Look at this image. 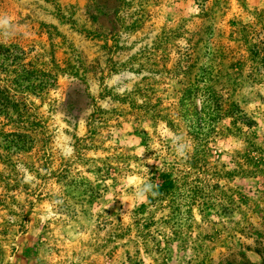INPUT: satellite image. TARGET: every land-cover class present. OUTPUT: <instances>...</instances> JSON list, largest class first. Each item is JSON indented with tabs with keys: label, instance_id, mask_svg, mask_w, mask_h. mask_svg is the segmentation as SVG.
Masks as SVG:
<instances>
[{
	"label": "rangeland",
	"instance_id": "rangeland-1",
	"mask_svg": "<svg viewBox=\"0 0 264 264\" xmlns=\"http://www.w3.org/2000/svg\"><path fill=\"white\" fill-rule=\"evenodd\" d=\"M0 17V264H264V0Z\"/></svg>",
	"mask_w": 264,
	"mask_h": 264
},
{
	"label": "clouds",
	"instance_id": "clouds-1",
	"mask_svg": "<svg viewBox=\"0 0 264 264\" xmlns=\"http://www.w3.org/2000/svg\"><path fill=\"white\" fill-rule=\"evenodd\" d=\"M10 26V22L6 17H0V30H3L5 35H9V32L7 31ZM180 137H175L174 144L179 141ZM177 153L180 156H184L185 154V145L179 144V146L176 148ZM157 186L153 185L151 182H143L141 185H138L135 188V191L133 193L134 198L137 200H146L149 196L156 197L159 193L156 190Z\"/></svg>",
	"mask_w": 264,
	"mask_h": 264
},
{
	"label": "trees",
	"instance_id": "trees-1",
	"mask_svg": "<svg viewBox=\"0 0 264 264\" xmlns=\"http://www.w3.org/2000/svg\"><path fill=\"white\" fill-rule=\"evenodd\" d=\"M9 110L17 113V105L12 101L6 89L0 86V114L8 112Z\"/></svg>",
	"mask_w": 264,
	"mask_h": 264
}]
</instances>
